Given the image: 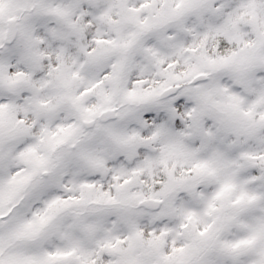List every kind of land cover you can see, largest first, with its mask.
<instances>
[{
  "label": "snow or ice",
  "instance_id": "obj_1",
  "mask_svg": "<svg viewBox=\"0 0 264 264\" xmlns=\"http://www.w3.org/2000/svg\"><path fill=\"white\" fill-rule=\"evenodd\" d=\"M0 264H264V0H0Z\"/></svg>",
  "mask_w": 264,
  "mask_h": 264
}]
</instances>
